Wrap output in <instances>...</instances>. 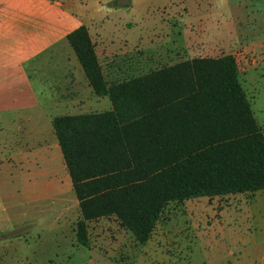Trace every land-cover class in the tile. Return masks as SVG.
Here are the masks:
<instances>
[{
  "label": "trees",
  "instance_id": "16d2710c",
  "mask_svg": "<svg viewBox=\"0 0 264 264\" xmlns=\"http://www.w3.org/2000/svg\"><path fill=\"white\" fill-rule=\"evenodd\" d=\"M66 40L95 96L111 104L52 121L78 202L80 246L101 218L114 217L144 245L170 203L264 191V133L233 56L193 58L108 86L86 27Z\"/></svg>",
  "mask_w": 264,
  "mask_h": 264
},
{
  "label": "crops",
  "instance_id": "0c3cea01",
  "mask_svg": "<svg viewBox=\"0 0 264 264\" xmlns=\"http://www.w3.org/2000/svg\"><path fill=\"white\" fill-rule=\"evenodd\" d=\"M111 1L0 0V200L17 198L23 207L49 203L37 209L38 221L20 215L16 223V218L6 220L7 228L13 224V228L27 227L28 232L49 220L47 231L67 241L64 234L70 216L66 206L73 199L78 208V202L52 121L61 116L103 113L111 109V104L107 97L95 96L66 37L80 26L86 27L108 86L122 83L128 74L136 72L137 58L149 54L152 40L156 39L158 18L151 17L149 0H132L128 9L111 8ZM188 1H167L172 9L178 11L182 7V13L174 21L180 22L184 36L197 30L199 45H212L217 50L222 25L225 40L229 43L239 40L248 52L261 50L264 57V34L254 36L244 28H233L231 24L237 18L229 8L221 10L216 1L207 0L206 6L213 7V12L204 7L201 12L191 13ZM255 2L264 16V0L242 2L246 18H251L254 24V13L259 12ZM164 4L157 7L158 14ZM171 36L166 37L170 40ZM203 199L207 198L183 203L195 206L202 204ZM60 208L62 212L58 214ZM199 209L189 215L200 213ZM110 218L119 223L114 217L99 220ZM190 227L195 229L193 224L183 225L182 230L173 225L168 229L180 234ZM105 229L109 230V226ZM149 244L148 240L144 249H151ZM177 261L175 257L146 255L133 263L177 264ZM195 264H264V248L256 258H199Z\"/></svg>",
  "mask_w": 264,
  "mask_h": 264
},
{
  "label": "rangeland",
  "instance_id": "374dc122",
  "mask_svg": "<svg viewBox=\"0 0 264 264\" xmlns=\"http://www.w3.org/2000/svg\"><path fill=\"white\" fill-rule=\"evenodd\" d=\"M167 1L149 0L153 10L150 11L151 17L158 18L156 39L152 40L150 53L137 58V71L128 74L123 81L193 58L231 55L237 62L238 78L254 118L264 133V57L260 55L263 52H248L239 40L229 43V40L224 39L225 26L222 25L221 43L217 50L212 45H199L197 30L196 35L190 32L184 36L181 24H178L180 22L174 21L176 15L182 13V7L179 6L180 10L177 11ZM213 1L219 4L221 10L229 8L235 14L237 19L231 24L233 28H244L245 32L253 33L254 36L256 33L264 34V16L262 10H258L259 3L255 2L259 12L254 13V24V21L250 22L251 18H246L243 0ZM162 4L158 14L157 7ZM206 5L207 0L188 1L191 13L201 12L204 7L210 12L214 11L213 7L208 9ZM166 36H171V39ZM187 204L170 203L164 208L149 239L152 248L147 250L112 218L89 223L88 247L80 246L75 237L76 223L80 220L77 214L80 211L73 199L66 206V213L70 216L64 234L67 241L47 231L50 228L49 220L46 224L43 222L42 227L34 226L28 232L27 227L13 228V224L7 228L6 220L16 218V223L20 215L37 220V209L49 205L48 202L23 207L17 198L0 200V264H132L136 258L146 255L151 258L155 255L175 257L179 259L177 264H195L199 258L244 259L261 256L264 248V191L207 198L195 206ZM198 209L200 213L196 212L197 216L189 215ZM47 212L49 215V209ZM61 212L60 208L58 214ZM185 224H193L195 229L190 227L180 234L169 232V226H177L182 230ZM108 226L109 230L105 229ZM176 245L178 248H175Z\"/></svg>",
  "mask_w": 264,
  "mask_h": 264
}]
</instances>
